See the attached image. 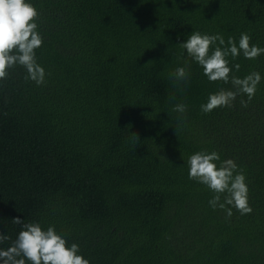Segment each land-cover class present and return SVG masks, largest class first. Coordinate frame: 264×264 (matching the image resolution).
Returning <instances> with one entry per match:
<instances>
[{"label": "trees", "instance_id": "obj_1", "mask_svg": "<svg viewBox=\"0 0 264 264\" xmlns=\"http://www.w3.org/2000/svg\"><path fill=\"white\" fill-rule=\"evenodd\" d=\"M29 2L46 76L38 86L16 66L0 81V250L18 217L54 226L90 264H264V54L229 57L231 75L261 74L247 107L238 95L205 114L232 85L179 47L193 32L264 47V0ZM185 61L189 79L174 82ZM199 151L235 161L251 213L209 205L214 193L188 175Z\"/></svg>", "mask_w": 264, "mask_h": 264}, {"label": "clouds", "instance_id": "obj_2", "mask_svg": "<svg viewBox=\"0 0 264 264\" xmlns=\"http://www.w3.org/2000/svg\"><path fill=\"white\" fill-rule=\"evenodd\" d=\"M39 16L38 9L29 0H0V81L7 79L10 69L22 66L27 72L26 80H31L38 86L45 83V69L36 58V50L43 44L36 22ZM251 39L249 34L242 33L238 44L233 37H229L225 43L220 34L193 32L185 42L179 44V47L186 50L187 56L203 68V74L210 82L230 83L234 89L221 88L209 94L207 103L201 105L203 113L208 114L221 107H232L238 95H247V101H240L242 107H247L254 97L262 79L261 74L253 71L243 78L231 75L229 60V57L237 58L241 52L248 60L264 54V47L252 44ZM184 65L170 73L174 82L183 83L189 79L190 65L187 61ZM234 67L239 71V64ZM173 111L183 114L187 111V105L178 103ZM131 138L134 144L139 141L136 134H131ZM188 166L189 179L203 184L214 193L209 200L213 209L217 206L225 209L226 205H230L241 214L251 213L246 176L238 169L234 160L221 161L220 154L216 151H199L188 158ZM227 215H232L231 208L227 209ZM12 222L20 225L21 231L10 247L0 250L2 264H90L80 254L79 246L75 243L69 246L64 235L58 233L54 226L45 230L39 222L25 223L18 217ZM9 239V236L0 233V243Z\"/></svg>", "mask_w": 264, "mask_h": 264}]
</instances>
